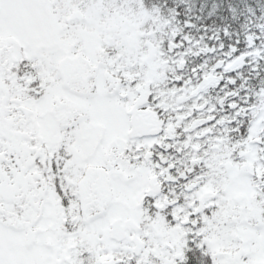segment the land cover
I'll use <instances>...</instances> for the list:
<instances>
[{"label":"snow or ice","instance_id":"6c2138e0","mask_svg":"<svg viewBox=\"0 0 264 264\" xmlns=\"http://www.w3.org/2000/svg\"><path fill=\"white\" fill-rule=\"evenodd\" d=\"M0 264H264V0H0Z\"/></svg>","mask_w":264,"mask_h":264}]
</instances>
